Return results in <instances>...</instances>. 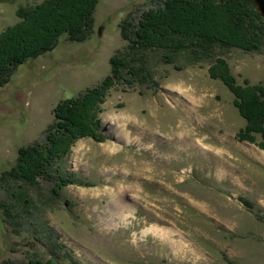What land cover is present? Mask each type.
<instances>
[{
	"label": "rangeland",
	"instance_id": "rangeland-1",
	"mask_svg": "<svg viewBox=\"0 0 264 264\" xmlns=\"http://www.w3.org/2000/svg\"><path fill=\"white\" fill-rule=\"evenodd\" d=\"M41 1L0 0V32ZM153 2L100 0L88 38L60 37L0 86V264H264V150L239 140L246 121L208 72L220 56L238 84L264 86V45L217 46L208 60L146 51L141 75L101 106L106 139H79L34 184L9 177L56 105L111 74L120 25Z\"/></svg>",
	"mask_w": 264,
	"mask_h": 264
},
{
	"label": "trees",
	"instance_id": "trees-1",
	"mask_svg": "<svg viewBox=\"0 0 264 264\" xmlns=\"http://www.w3.org/2000/svg\"><path fill=\"white\" fill-rule=\"evenodd\" d=\"M99 1L42 0L25 8L18 22L0 32V86L8 82L13 68L53 50L60 37L65 35L77 43L88 38ZM120 33L127 45L124 53L110 58L111 74L99 85L56 105L53 122L44 132L46 139L21 147V157L9 173L11 179L34 184L37 177L47 176L48 169L66 157L79 139H106L101 131V106L117 83H129V78L141 75L146 51L174 54L188 50L207 60L217 46L259 51L264 45V4L258 7L252 0H154L139 16L123 21ZM163 57L172 63L168 54ZM208 66L210 76L233 94V104L246 121L239 140L264 150V86L246 79L238 84L223 57L212 58ZM252 134L260 137L258 143ZM74 182L68 176L61 179L60 186ZM45 264L55 263L49 260Z\"/></svg>",
	"mask_w": 264,
	"mask_h": 264
},
{
	"label": "bare ground",
	"instance_id": "bare-ground-1",
	"mask_svg": "<svg viewBox=\"0 0 264 264\" xmlns=\"http://www.w3.org/2000/svg\"><path fill=\"white\" fill-rule=\"evenodd\" d=\"M123 138H124V137H123ZM115 204H116V203H115ZM123 208H124V207H123ZM117 213H118V212H117ZM155 230H156V231H157V230H158V231H162V234L165 232L164 229H161V228H159V227H155Z\"/></svg>",
	"mask_w": 264,
	"mask_h": 264
}]
</instances>
